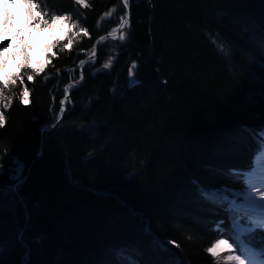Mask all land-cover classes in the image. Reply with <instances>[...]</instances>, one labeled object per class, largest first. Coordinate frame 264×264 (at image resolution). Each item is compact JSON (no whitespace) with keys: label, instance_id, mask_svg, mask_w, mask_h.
<instances>
[{"label":"trees","instance_id":"obj_1","mask_svg":"<svg viewBox=\"0 0 264 264\" xmlns=\"http://www.w3.org/2000/svg\"><path fill=\"white\" fill-rule=\"evenodd\" d=\"M86 2L84 8L75 0H47L50 14L76 9L89 35L69 33L59 47L68 40L71 46L48 54L33 81L4 89L11 105L0 109L6 117L0 184L10 182L13 158L27 170L41 147L40 128L53 124L64 88L80 77L79 62L125 14L121 0ZM129 20L124 41L119 34L100 41L82 65L69 111L27 175L21 194L31 213L24 232L30 264H52L58 250L61 264H116L113 251L122 247L136 250L140 264H174L151 248L153 238L180 264H215L205 249L228 238L216 230L219 221L230 228L227 213L201 200L191 181L239 189L242 183L208 166L244 171L257 151L252 135L264 127V107L246 104L245 96L264 80V70L251 63L264 55V0H130ZM133 63L139 83L129 88ZM23 86L30 90L27 106L20 102ZM18 217V225L0 226V264H23L26 248L16 239L23 209ZM41 234L42 244L33 243Z\"/></svg>","mask_w":264,"mask_h":264},{"label":"snow or ice","instance_id":"obj_2","mask_svg":"<svg viewBox=\"0 0 264 264\" xmlns=\"http://www.w3.org/2000/svg\"><path fill=\"white\" fill-rule=\"evenodd\" d=\"M4 7L8 6L9 2L20 3L25 8V27L26 28H45L50 29L53 25H59L61 34L54 37L49 43L44 46L45 49V63L32 64L27 50V45H23V39L17 33L15 37L8 34V29L11 26V17L7 12L0 17V70L7 67V54L11 49L13 57H19L16 69L13 72L6 73L3 77L2 87H0V104L3 109H8L11 105V100L4 96V89L10 85H15L17 81L24 85L25 78L27 81H33L34 75L42 72L45 68L48 54L55 55L54 49L60 46L62 40L66 39L69 33L75 34L78 29L79 33L88 36L89 32L86 28L80 26L81 17L78 13L73 14H56L47 6V0H44L42 6L37 0H0ZM76 5L89 7L86 0H75ZM123 9L130 7V0H123ZM116 10H119L117 8ZM73 15L77 19H73ZM105 16L113 15L112 12H106ZM126 26H130L129 14L125 12L124 16L120 18L119 25L113 28L108 36L115 37L119 32V40L126 39V33L122 31ZM21 42L23 46H17L12 43L13 40ZM106 38L100 37L103 41ZM7 41V43H5ZM72 40H68V45L59 47V51L63 52L65 47H70ZM97 45H93L92 56L96 54ZM85 61L81 60L80 65H84ZM251 63L258 64L264 70V55L261 57L253 56ZM136 64L128 69L129 80L128 87H134L139 81L133 78V68ZM104 69L109 68V63L103 65ZM250 79H256L255 74L249 72ZM48 77H45L47 80ZM83 77L81 76V80ZM72 85L71 87H74ZM70 87L64 88V99L60 101V115L56 117L57 125L62 119L63 114L69 109L66 107V102H70L69 98ZM20 102L27 106L31 103L29 87L23 86L20 93ZM245 103L248 105L260 104L264 107V80H261V88L255 93H247L245 96ZM6 123L4 111H0V128ZM55 127V126H54ZM54 130L47 125L40 128L41 133V147L37 152V157L43 156L44 141L48 138V134ZM90 135H94L91 129H84ZM244 131L250 132L247 126H244ZM252 139L257 144V151L252 162L251 169L243 171L234 168H219L208 166L214 175L220 176L224 179L231 180L232 184L242 183L243 187L240 189L234 188L232 185L224 184L216 188H205L198 181L193 179L191 182L195 184L197 194L201 200L211 205L213 209L220 208L228 213L230 228H223V221L216 224V230L219 235L227 236L228 238H220L215 240L208 246L205 251L213 259L215 264H220L221 254L227 252L228 255L223 257L225 264H264V127L257 129L256 133L252 135ZM35 161H33L34 163ZM30 173V169L28 170ZM4 174V169L0 168V175ZM9 183L0 184V226H7L9 223L14 225L19 224L18 212L23 209L25 224L23 227H18L16 232V239L22 243L26 248L23 256V264H30L31 247L24 241V232L27 230L28 221L30 220V210L27 205V198L21 194L23 185L27 182L28 176L25 175V165L19 159L13 158L12 165L8 169ZM259 197V198H258ZM46 237L41 234L33 239V243L40 245ZM190 239V237H189ZM231 241V242H230ZM174 243V242H173ZM235 245V248H234ZM151 248L154 251L168 253L174 257V264H180V260L175 257V253L167 247L164 241L159 238H153L151 241ZM238 253V254H236ZM116 257V264H140L137 258L136 250H128L126 248H119L113 251ZM63 253L57 251L52 264H61Z\"/></svg>","mask_w":264,"mask_h":264},{"label":"rangeland","instance_id":"obj_3","mask_svg":"<svg viewBox=\"0 0 264 264\" xmlns=\"http://www.w3.org/2000/svg\"><path fill=\"white\" fill-rule=\"evenodd\" d=\"M41 1H43V0H41ZM37 2H39V0H37ZM73 13H78V12L76 11V9H73V11L69 12L68 14H73ZM56 14L62 15L58 12H56ZM25 15H23L22 18L21 17L18 18L17 21H14V20L11 21V26L8 29V34L15 37L17 35V33H19V35L23 39V45H27L28 52H30L32 50V48H36L39 51L44 52L45 51L44 46L47 43H49L54 37L59 36L61 34L60 26L58 25V30L56 31V34L54 37L47 38L46 31L48 29L43 28L42 30H38L37 28H26L25 27V22H24ZM73 19H77V16L73 15ZM12 22H14V23H12ZM80 26H81V23H80ZM6 43H7V41H6ZM12 43L17 45L18 47L23 46V45H21L20 41H17L15 39L12 41ZM13 51H15V49H11L9 54H7V67L0 70V80H3V77L6 73L13 72L16 69V64L18 63L19 57H13V55H12ZM112 60L113 59L110 58L105 63H109V66H110L112 63ZM0 109L4 110L2 108V104H0ZM227 217H228V222L230 224L228 213H227ZM234 248H235V245H234ZM226 255H228L227 252L221 254L220 264H225L223 257ZM231 264H235V262H231Z\"/></svg>","mask_w":264,"mask_h":264},{"label":"bare ground","instance_id":"obj_4","mask_svg":"<svg viewBox=\"0 0 264 264\" xmlns=\"http://www.w3.org/2000/svg\"><path fill=\"white\" fill-rule=\"evenodd\" d=\"M5 12L10 14L11 21L12 20L17 21L18 18L20 17L22 18V16L26 14L24 6L20 3L9 2L8 6L5 8L3 3L0 2V13L2 14V15L0 14V17H2ZM57 30H58V25H53L50 29L46 31L47 38L54 37ZM29 56L31 63L34 65L37 63H45V51L42 52L36 48H32V50L29 52Z\"/></svg>","mask_w":264,"mask_h":264},{"label":"water","instance_id":"obj_5","mask_svg":"<svg viewBox=\"0 0 264 264\" xmlns=\"http://www.w3.org/2000/svg\"><path fill=\"white\" fill-rule=\"evenodd\" d=\"M122 1V4H123V0H121ZM125 12H128V14H129V8L128 9H125ZM119 25V24H118ZM118 27V26H117ZM109 33V32H108ZM108 33H105V34H103V35H100L98 38H96L95 39V41L93 42V45H97L98 46V44H99V42L101 41L100 40V37L101 36H104L106 39H109V38H116L117 36H118V34H119V32H117V34H116V36L115 37H110V36H108ZM93 45H92V48H93ZM96 50H97V48H96ZM91 58H93V56H92V52L90 53V54H88L86 57H84L82 60H84L85 61V63L88 61V60H90ZM81 65H80V62H79V64H78V71H79V73H80V77L77 79V80H75V81H71V82H69L66 86H69L70 87V92H71V90H72V88L73 87H71L72 85H77V84H81L82 83V81H83V79L81 80V76L83 77V73H82V69H81ZM70 92H69V96H70ZM62 99H64V96H63V98ZM61 99V100H62ZM60 100V101H61ZM60 115V114H59ZM64 115V114H63ZM63 118V117H62ZM62 120V119H61ZM60 120V121H61ZM60 121H59V123H60ZM49 128H54V126L56 127L57 126V121L55 120L54 122H53V124L52 125H47ZM39 134H41L40 133V131H39ZM38 159V157H37V154H35L34 155V157H33V159H32V162L30 163V165L28 166V168H27V170L25 171V175H28V173H29V169L31 170V167H32V165L36 162V160ZM33 161H35L34 163H33Z\"/></svg>","mask_w":264,"mask_h":264}]
</instances>
